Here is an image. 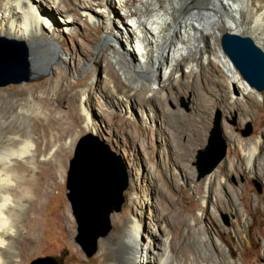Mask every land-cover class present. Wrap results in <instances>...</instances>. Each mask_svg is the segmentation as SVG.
<instances>
[{"label":"rangeland","instance_id":"rangeland-1","mask_svg":"<svg viewBox=\"0 0 264 264\" xmlns=\"http://www.w3.org/2000/svg\"><path fill=\"white\" fill-rule=\"evenodd\" d=\"M64 1L75 9L72 15L76 27L70 31L66 29L64 12H54L48 2L38 1L47 13L53 15V28L56 30L55 39L46 37L40 43H54L62 52L61 58L51 60L45 68L52 71L28 82L0 86V147L13 142L14 139L17 141L25 138L29 125L33 140L38 143L37 168L35 172L29 171L30 164L26 159H18L19 165L16 167L18 166L27 178H30L29 174L33 176L31 181L33 180L34 187L38 190L43 188L41 199L36 203L30 199L28 205L22 209L23 218L19 226L21 233L15 237L14 243L18 258H12L11 263L29 264L34 258L49 256L54 258L57 264H104L100 252L102 241L105 239L112 259L110 261H113L119 255L115 241L111 238L117 235L119 224L127 217H136L144 222L143 233H146V225L166 223L173 228L172 232L176 237L184 239L186 235L183 228L189 218L200 215L202 218L209 212L202 210V201L211 195L207 192L210 188L207 187V178L217 170L201 179L197 162L199 152L206 147L211 130L218 122L225 145L223 158L227 156V160L231 157L235 162L234 171L228 173L225 169L226 160L218 167L219 170L222 169L221 178L225 177L227 180L223 184L224 191L220 194L222 189L216 190L218 186L214 183L210 189L214 191L215 188L216 197H220L224 204L218 220L214 216H211L210 220H201L209 222L221 231L233 258L239 264H264V180L248 172L240 150L233 147L228 139L226 141L224 131V120L227 119L231 128L245 140L258 136L264 129V99L263 106L253 110V118L243 123L238 109L239 103L231 104L221 90L205 87L204 80L200 78L202 74L195 69L194 75L191 76V82L194 81L195 85L193 83L190 89L170 87L176 78L174 74L169 78L157 75L158 84L150 86L153 88L149 91L150 97L158 91H161V94L166 91L167 96L171 98L163 102L161 99L158 102L150 101L155 106L154 121L145 120L144 114H148V108L140 103L133 102L132 107L118 103L110 107L104 106L96 97L106 94L108 77L117 80L113 73L114 68L111 67L112 63L103 62L102 59L108 49L107 39L114 36L115 29L101 22L93 24L83 13L81 7L85 4L93 5L91 0ZM126 43L125 38H119L118 48L124 49ZM31 45L33 49V42ZM38 59L37 62L41 64ZM58 67L62 68L63 73ZM177 75L182 81H188V76H185L183 71ZM167 84L168 87L160 89V86ZM119 88L120 95L125 99L132 93L127 86L120 85ZM80 97L87 98L95 114L92 115V121L95 120L98 124L97 133L85 130ZM18 104H24L26 108L31 109L29 112L24 109L15 113ZM231 105L235 109L228 115ZM26 115H29L31 120H27ZM47 117V122L54 120L49 128L41 124ZM75 121L78 123L75 131L79 134L73 147L70 149L57 140L58 146L62 147L61 151L58 149L55 156L45 158L46 144ZM15 127L20 133L19 138L13 134ZM248 127L250 132L247 134L245 131ZM83 136H89L107 146L110 153L124 165L127 181L122 192L123 202L120 208L109 213L110 230L97 238L96 251L91 256H87L78 243V224L66 197L68 163L77 142ZM186 162L195 173L193 181L182 178L179 172L178 166ZM61 163L62 174L57 172L55 180L46 179L49 168ZM24 184L22 183V186ZM233 190L238 192L247 212L242 237L236 232L235 214L230 209L232 203L229 200L233 198ZM28 231L30 234L27 235ZM25 236L30 240L25 239Z\"/></svg>","mask_w":264,"mask_h":264},{"label":"bare ground","instance_id":"bare-ground-1","mask_svg":"<svg viewBox=\"0 0 264 264\" xmlns=\"http://www.w3.org/2000/svg\"><path fill=\"white\" fill-rule=\"evenodd\" d=\"M38 1L40 3L48 2L54 12H64L66 14V29L70 31L76 27L72 15L75 9L69 7L70 4H66L64 0H0V34H2L0 36L25 42L33 74L41 72L50 64L51 60L61 58L62 55L56 44L40 43L46 37L55 39L56 30L53 28V15L47 13ZM91 1L93 5L85 4L81 7L83 13L93 24L101 22L109 28L115 29L114 36L107 39L108 49L102 59L103 62L112 63L111 67L114 68L113 73L117 80L108 77L109 85L106 94L96 97L102 105L110 107V105L118 103L132 107L133 102L140 103L148 108V114H144L145 120L154 121L155 106L150 101L158 102L161 99L163 102L167 98H171L167 96L166 91L162 94L161 91H158L150 97L149 91L153 89L150 86L158 84L157 75L169 78L174 74L176 78L174 82H171L170 87L178 86L190 89L193 87V83L195 85L194 81L191 82V76L194 75L193 72L196 69L199 74H202L200 78L204 80L205 87L221 90L231 104L239 103L238 109L243 123L253 118V110L256 107L263 106L264 91L256 90L242 78L222 51L219 39L227 31L249 36L264 51V0ZM119 38H125L127 42V46L122 50L118 48ZM35 39L38 41H32ZM38 58L41 60V64L37 62ZM58 69L63 73L61 67ZM180 71L188 76V81H182L179 78L177 74ZM120 85L127 86L130 91L132 90L131 95L129 94L126 99L120 95ZM168 86V84L160 86V89ZM83 97L79 99L85 130L97 133L98 124L95 120L92 121V115L95 114H93L87 98ZM106 97L110 99L108 100ZM18 105L15 113L24 109L29 112L31 109L30 107L26 108L24 104ZM234 109L231 105L227 112L228 115L232 114ZM26 117L27 120H31L29 115ZM37 118L39 117L37 116ZM47 119L48 117L44 121L42 120L41 124L49 128L54 120L47 122ZM226 120H224L226 141L229 140L233 147L240 150L242 161L248 172L264 180V129L258 136L245 140L231 128ZM37 123L40 122L37 121ZM77 124V121L72 122L61 134L53 136L54 140L46 144L45 158L51 155L55 156L58 149L61 151L62 147L58 146L57 140L70 149L73 147L75 138L79 134L75 131ZM27 129L28 133L25 138L17 139V141H14L13 138V142L0 147V241L3 242L0 246V264H12V258H18L14 243L15 237L21 233L19 226L21 218H23L22 209L30 199L34 203L40 200L43 191V188L38 190L33 186L31 174H29L30 178H27V175L20 171L18 166L16 167L19 165L18 159H26L30 164L29 171L35 172L37 168L38 143L33 140L29 125ZM13 134L17 138L20 137L17 127ZM226 158L227 156L219 160L214 168L201 178L204 179L217 170L215 174L207 178V187L211 188L212 183L216 184L218 186L216 190L217 188L222 189L219 191L220 194L224 191L223 184L227 180L224 179L225 177L221 178L220 171L222 169L219 170L218 167ZM230 158L228 157L225 162L227 163L225 169L228 173H233L235 162ZM189 166L186 162L182 166H178L180 167L178 168L180 171H178L182 178L193 181L195 173ZM62 168V163L49 168L45 176L46 179L55 180L57 172L62 174ZM22 183H25L24 186ZM210 188L207 192L211 195L202 201V210H209V212L202 218L201 215L189 218L183 228L186 235L184 239L176 237L172 232L173 228L166 223L146 225V233H143L144 222L136 217H127L119 224L120 230L117 235L111 238L115 241L119 255L115 260L110 261L112 259H110V253L107 250L109 246L106 247V239L102 241L100 253L103 256V263L239 264L233 258L221 231L209 222H202L203 219L210 220L211 216L218 220V215L224 204L220 197H216L215 188L214 191H211ZM229 201L232 203L230 209L235 214L236 232L242 237L243 227L247 222L246 209L236 190H233V198ZM26 234H30V231ZM177 234L179 235V232ZM25 239L30 240L26 236Z\"/></svg>","mask_w":264,"mask_h":264},{"label":"water","instance_id":"water-1","mask_svg":"<svg viewBox=\"0 0 264 264\" xmlns=\"http://www.w3.org/2000/svg\"><path fill=\"white\" fill-rule=\"evenodd\" d=\"M220 47L242 78L258 91L264 90V51L249 37L225 32ZM50 72L33 74L25 42L0 36V86L28 82ZM250 132V127L245 131ZM225 154L218 129L211 130L208 143L198 155L200 176L209 173ZM124 165L107 146L89 136L77 142L66 175V197L78 224V243L85 254L96 251V240L110 230L109 213L119 209L126 187ZM29 264H57L49 256L34 258Z\"/></svg>","mask_w":264,"mask_h":264},{"label":"clouds","instance_id":"clouds-1","mask_svg":"<svg viewBox=\"0 0 264 264\" xmlns=\"http://www.w3.org/2000/svg\"><path fill=\"white\" fill-rule=\"evenodd\" d=\"M2 244H3V242H2V241H0V246H2Z\"/></svg>","mask_w":264,"mask_h":264}]
</instances>
